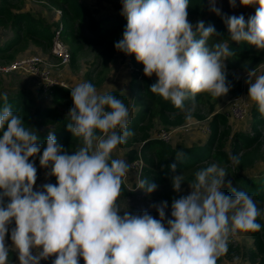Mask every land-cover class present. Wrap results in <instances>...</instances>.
Listing matches in <instances>:
<instances>
[{"label":"clouds","instance_id":"obj_1","mask_svg":"<svg viewBox=\"0 0 264 264\" xmlns=\"http://www.w3.org/2000/svg\"><path fill=\"white\" fill-rule=\"evenodd\" d=\"M121 2L127 24L114 47L134 54L146 77L155 74L152 93L185 111L190 121L198 93L217 98L230 90L224 61L234 52L228 43L208 46L215 28L205 27L202 20L195 26L189 22V0ZM228 3L237 6V0ZM239 4L257 7L247 19L242 14L227 17L230 39L264 50V0ZM210 10L220 15L215 0ZM252 76L253 71L246 81L247 97L264 115V75L254 81ZM70 94L67 129L83 146L69 155L49 133L39 163L43 168L51 165L48 175L56 183L43 185L42 191L33 190L37 169L29 160L41 152L35 130L24 125L10 104L0 109V264H9L5 236L13 220L10 239L19 264H39L53 255L52 264H79L80 258L84 264H217L231 237L261 229L254 199L245 191L226 195L221 189L227 172L216 163L195 174L190 194L172 202V218L166 223L167 202L157 207L159 219L147 212L121 216L117 200L129 165L111 154L134 135L128 129L129 111L115 96L99 94L90 82L77 84ZM3 99L7 101L6 93ZM183 155L178 152L175 159ZM169 167L175 172L177 165ZM171 179L173 190L181 192L183 176ZM140 186L149 193L157 188L145 180ZM33 249L40 251L33 255Z\"/></svg>","mask_w":264,"mask_h":264},{"label":"rangeland","instance_id":"obj_2","mask_svg":"<svg viewBox=\"0 0 264 264\" xmlns=\"http://www.w3.org/2000/svg\"><path fill=\"white\" fill-rule=\"evenodd\" d=\"M8 6L14 11H30L35 17L41 18L47 24L55 23L57 20V15L55 10H60L57 6H54L48 0H6ZM76 2L82 1L86 5H95L99 10V13L104 12L103 9L108 7H113V4H119L122 6L121 0H72ZM199 8H203L201 13H188V20L194 26L197 21L203 20L205 18H216L224 21L227 28L226 19L233 15H244L245 19L254 15L257 5L251 6H241L239 0H237V6L232 8L229 6L228 0H215V6L220 9V15L211 11L212 0H208V4H200ZM97 14H93V17H97ZM7 23L0 24V45L5 43L12 36L11 29L7 26ZM53 26V25H52ZM51 26V27H52ZM80 27L83 32L91 31L92 23L90 21L84 20L81 22ZM195 28V27H194ZM193 28V29H194ZM228 30V28H227ZM227 43L226 38L216 34L214 32L213 36L208 38V46L212 47L215 43ZM50 48V46H49ZM48 46H37L31 41L26 43L21 42L19 45L13 46L10 50L4 51L0 54V67H5L6 65L12 63V61L22 58L29 57L31 55H37L41 57L42 61L51 64L49 66L51 70V75L57 77L59 80L63 81L69 90L71 91L77 84L81 82H90L94 85L97 92L101 94L103 91L116 89L120 92L131 96V88H136V83L140 82L141 77H146L143 74V64L136 61L135 55H126L125 53H115L114 56L108 61H102L98 56V47L93 46H82L81 50L76 54L72 62H68L65 65H55L53 59H51L49 54ZM17 49L16 52L12 54V50ZM232 63V64H231ZM226 65L225 72H229L234 75L238 85V88H233L230 85V90L222 95L214 104L213 111L209 113L207 111V106L204 103H195V110L192 113L193 119H186L185 111H161L151 118L150 124L146 129V135L148 138H154L162 142L160 132L162 129L170 132V139L167 144L170 147L183 146L190 147L193 145H200L204 143L208 136L209 131V120L211 119L213 113H221L224 115L226 121L225 125H218V132H222L225 126L228 127V138L230 141L232 136L237 133H244L255 139V153L259 155V159L255 160L250 166H243V168H238V162L240 161L241 155L244 151L239 152L235 157L237 161H234L232 157L224 165H220L226 169L227 175L224 177V184L231 181V176L234 173H243L248 176H253L258 178L264 174V123L253 119L250 115V108L252 102L247 97L248 94V84L246 81L249 78V73L253 71L255 76L264 75V56L261 61L253 64L250 69L244 68V63L242 61H236L232 58H227L224 61ZM255 76L251 79L254 81ZM149 78H157L155 74ZM138 80V81H137ZM139 85V84H138ZM16 91H23L25 96L37 104L45 105L50 108L56 109V114L59 116L67 118L69 121L68 113L69 109L63 104H56L52 102L51 97L44 96L37 91L36 80L30 76L17 72V71H0V95L14 93ZM142 91V88L136 92L138 97ZM241 96L249 105V112L244 120L236 121L227 115L229 101L233 97ZM142 104H146L149 109L158 110L159 107L155 106L149 100H141ZM189 106H191L189 104ZM138 108V105L134 108L128 109L129 116L132 115ZM146 120L140 125L144 126ZM118 130V129H117ZM134 135L127 137L126 142L118 145L112 152L111 156L113 159H123L129 165V170L122 178V186L125 189V194L120 195L117 200L119 206V214L122 216L125 212L133 215H140L147 212L152 217L159 219L157 212V207L161 205L162 202H167V207L165 208V223L168 219H171V204L172 201L167 199V195H188L191 192V185L195 181V177H192V169L184 170L182 172H174L165 175L162 178L163 182L156 184L157 188L151 193L147 192L145 189L141 188L140 182L142 180L148 181L149 175L143 173L142 166L144 165L142 158L139 155V149L144 138L142 137L140 131L134 130ZM100 133H98L99 135ZM253 143V142H252ZM216 149L215 146H212ZM78 149L77 146H75ZM80 148V147H79ZM213 149V150H214ZM224 151L229 154V145L226 144ZM44 149L41 148V152L37 153L35 156L29 158L30 162L34 163L37 169V179L33 186V190L37 191L43 190V185L47 184L48 180L52 177L48 175L51 170V165L48 168H43L40 166L39 160L40 155ZM132 150L134 155L129 159L127 158L126 152ZM135 159H138L135 162ZM201 165L208 163L206 166L209 167L215 162L208 159ZM206 167V168H207ZM182 175L183 182L181 183V192H175L172 186V177L175 175ZM222 187L221 190H223ZM233 195V194H230ZM258 209L261 211V215L257 217V223L259 222L264 226V201L254 200ZM15 227L14 220L8 225L9 231L5 236V244L10 249V257L8 258L9 264H19L18 252L14 250L12 246V241L10 239L11 230ZM262 230L256 231V233H261ZM34 255L40 251V249L32 250ZM248 251H255L252 235L247 233H241L239 237H231L228 242V251L226 255L221 256L217 260V264H256L258 258L255 257L250 260L247 257ZM264 257V252L262 253ZM55 256H51L45 261L52 263ZM44 261V262H45ZM39 264H42L39 262ZM79 264H84L82 258L79 259Z\"/></svg>","mask_w":264,"mask_h":264},{"label":"trees","instance_id":"obj_3","mask_svg":"<svg viewBox=\"0 0 264 264\" xmlns=\"http://www.w3.org/2000/svg\"><path fill=\"white\" fill-rule=\"evenodd\" d=\"M54 6L60 9V16H57L55 23L47 24L41 18L35 17L30 11H13L7 4L6 0H0V24L7 23L8 27L12 31V36L5 43L0 45V54L4 51L10 50L13 46L19 45L21 42L31 41L37 46H50V39L52 35V28L56 26L57 22H61L62 31L61 39L67 47L69 54V62H72L76 54L81 50L82 46L98 47V56L102 61H108L115 53H121L114 45L116 42L122 39L123 31L126 28L127 20L124 15L121 14L122 6L119 4H113V7L107 9L101 8L104 12L99 13L100 9L93 4L86 5L82 1L76 2L72 0H48ZM208 4V0H189L187 11L188 13H201L203 8H199L200 4ZM93 14L98 16L95 18ZM86 20L92 23L91 31L83 32L80 27L81 22ZM205 27L213 26L215 33L226 38V42L229 44L231 51L234 55L230 58L236 61H242L244 68L250 69L253 64L261 61L264 56V50H259L255 46L249 45L246 42H236L230 39L229 31L227 30L224 21L216 18H205L202 20ZM53 25V26H52ZM52 26V27H51ZM195 31V28L193 29ZM199 33H197V39ZM17 49H13L12 54ZM232 64V63H231ZM141 81L136 83V88H131V96L120 92L116 89L103 91L101 94H111L117 99L121 100L127 109L131 110L138 105L137 110L130 116V124L128 129L130 131H140L144 142L140 146L139 155L142 158L144 165L142 166L143 173L149 175L148 182L155 184L162 183L164 176L174 173L170 170V165L176 163V171L182 172L184 170L192 169V177L195 174L205 169L208 163L201 165L208 159H211L218 165H224L230 157L236 156L239 152L244 151L251 146V149L244 151L238 162V168L243 166H250L259 159V155L255 153V142L253 138L247 134L237 132L232 138H228V127L225 126L224 131L218 132L217 126L225 125V117L221 113H213L209 120V133L204 143L200 145H193L190 147L174 146L170 147L168 144L162 143L154 138H148L146 135V129L150 124L152 117L161 111H178L170 101H165L162 97L154 94L150 91L151 85L157 82V78L141 77ZM226 83L233 88H238V83L234 78V75L226 72ZM142 88L140 95L137 97L136 92ZM39 92V89H37ZM40 93V92H39ZM71 91L67 88L60 86H54L52 93L50 94L52 102L56 104H63L69 110L73 107V101L71 98ZM41 94V93H40ZM3 95H0V109L3 108L5 103L12 106V110L15 114L21 116L24 125L28 128L35 130L38 140L36 143L40 146V149H44L46 146V139L49 133H53L58 143L63 146L64 152L71 155L77 151L79 147H82V140L79 137L74 136L68 129L67 123L70 121L67 118L56 114V109L47 107L45 105L37 104L32 99H28L23 91H16L14 93L7 94V101L3 99ZM221 96L214 98L208 93H198L196 95V102L204 103L207 106V111L211 113L215 102ZM141 100H149L159 109H149L146 104H142ZM187 105L189 101L185 102ZM131 108V109H130ZM250 115L255 120L264 123V115H262L258 107L252 103L250 108ZM146 120L144 126L141 127V123ZM119 131V129L117 130ZM99 132H97L98 134ZM2 135V132H0ZM253 142V143H252ZM214 149L212 146H215ZM229 145V154L224 150L225 145ZM78 147V149L75 148ZM214 149V150H213ZM178 152H183L184 155L178 161L175 159ZM134 152L128 150L126 152L129 159ZM31 158V157H30ZM55 184L56 178L52 176L47 184ZM235 192L245 191L254 200L264 201V174L258 178L248 176L243 173H234L231 176V181L226 182L224 189L222 190L226 195L234 194ZM125 194V189L121 187V194ZM178 194H169L167 199L174 201L180 198ZM8 202L7 198L4 199V204ZM259 223V222H258ZM260 224V223H259ZM262 226V225H261ZM261 233L249 232L252 235V241L255 251H248L247 257L252 260L257 257L256 264H264V226L261 227ZM11 252L9 251V257ZM8 257V258H9ZM42 264H52L47 261Z\"/></svg>","mask_w":264,"mask_h":264},{"label":"built area","instance_id":"obj_4","mask_svg":"<svg viewBox=\"0 0 264 264\" xmlns=\"http://www.w3.org/2000/svg\"><path fill=\"white\" fill-rule=\"evenodd\" d=\"M55 14L59 17L61 12L60 10H55ZM62 24L57 22L56 26L52 28V35L50 39V48L49 54L51 59L55 62V65H65L69 60V54L67 47L61 39ZM42 58L37 55H31L29 57H22L12 61V63L6 65L5 67H0V71H17L23 74L30 76L36 80L37 89L44 96H50L52 93V88L54 86H60L67 88V85L59 80L57 77L51 75V70L49 66L51 65L48 62L41 60ZM249 112V105L243 99V97H233L229 101L227 115L233 120L241 121L244 120ZM162 138V143L167 144L170 139V132L162 129L160 132ZM138 159H135V162ZM33 252V251H32ZM34 255V253H33ZM45 260H41L40 263H43Z\"/></svg>","mask_w":264,"mask_h":264}]
</instances>
